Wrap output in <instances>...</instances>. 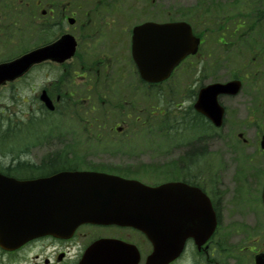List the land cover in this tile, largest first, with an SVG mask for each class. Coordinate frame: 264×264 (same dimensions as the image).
<instances>
[{
    "label": "flooded vegetation",
    "instance_id": "flooded-vegetation-1",
    "mask_svg": "<svg viewBox=\"0 0 264 264\" xmlns=\"http://www.w3.org/2000/svg\"><path fill=\"white\" fill-rule=\"evenodd\" d=\"M70 17L74 22H81L79 29L81 31L75 34V38L77 40H79L78 38H91L90 35L81 33L84 27L87 24H92L93 21L107 25L113 24L119 20L120 8L117 6V0H0V54H5L6 57L20 54L23 48L22 38H51L55 40L58 37L57 27L68 22ZM119 40L125 43H122L118 48L117 54L110 58H99L90 66L84 62L87 49L77 52L76 61L68 62L64 67L61 66L65 71V76L69 78V82L73 83L78 80L82 85H90L94 81L96 85L102 87L106 97H111L112 90L126 91L137 86L146 88L153 86L141 79L137 68L133 65L130 53L128 54V51L130 52L128 38H119ZM55 66L56 63L45 61L30 67L27 72L16 79L0 85V107H9L7 103H11V96H6L4 93L10 90L13 92L19 86H28L27 92L30 94L26 97L19 89H16L13 96L17 100L14 99V101L16 104L30 106L26 112L27 115L37 110L34 107L42 106V102L39 100V92L42 90L46 91L53 103L58 102L61 94L57 93ZM77 69H81L83 74L78 75L75 71ZM41 73L43 82L40 80ZM65 95L69 101L73 92L66 91ZM1 113H3V109H1ZM17 113L19 118H24V111L18 110ZM93 149L98 150L102 158H93L99 162L91 164L92 168L90 169L106 170L126 178H139L147 184L150 182L148 176L162 169L165 176L169 177L166 180L177 179L189 185L200 186L199 175L196 179L191 176L192 172L201 166V154L193 147H167L162 148V152L155 151V149L148 152V147ZM72 150L62 148L61 154L56 156L53 155L57 150H51V153L47 152L41 155L38 161L33 158L34 160H28V163H33L32 165L47 164L52 157L59 161H67L68 156L65 154ZM110 150L114 152H110ZM14 166L19 170H26L29 165L25 167V163H20ZM150 184L155 185L156 183L150 182ZM203 187L202 189L207 193L206 185ZM208 195L217 216L218 226L212 236L199 247L192 238H188L180 257L170 264H264L263 241L254 239L250 243L233 242L234 236L237 234L244 237L247 236L246 234L264 232V217L256 214L253 210L240 216L238 212H228L227 208L224 216H218V208L221 206V211L224 210L222 205L224 202L221 197ZM236 221L239 222L234 224ZM197 231H199L198 227L194 232ZM218 233L228 235L224 252L218 250L223 245L217 240ZM101 237L119 239L127 245H134L140 258L138 264L144 263L145 257L151 249L144 234L133 227L84 224L79 226L73 237L68 240L45 237L29 240L12 249L0 247V264H76L87 245ZM256 243L260 247H256ZM231 246L237 249L234 250ZM49 247L51 249L43 256L42 253L46 252Z\"/></svg>",
    "mask_w": 264,
    "mask_h": 264
},
{
    "label": "rangeland",
    "instance_id": "rangeland-1",
    "mask_svg": "<svg viewBox=\"0 0 264 264\" xmlns=\"http://www.w3.org/2000/svg\"><path fill=\"white\" fill-rule=\"evenodd\" d=\"M239 2V0H148V20L164 21L171 18L180 19L183 11L189 14L191 10H196L197 12L193 11L191 14L190 21L193 23L195 21L196 31H205V34L203 35L204 42L200 47L199 54L187 59L177 72L178 75H176L175 78L179 80V86L173 85L172 79L169 81L168 86H162V90L161 87L160 90H153L151 96H149L151 100L148 101L151 104L150 109L153 110L155 108V101L152 99L161 98L178 102L184 101L186 93L183 91L184 86L182 83L192 82L195 88H198V86L203 84L206 85L212 81H224L230 78V73L235 72L232 68L239 70V62L248 56V49H243L242 53L238 54L235 58H232L231 55H229V60L226 61L224 56H222V45L218 44L216 40L220 33L217 27L218 24L223 20V16L225 18L228 17L229 19L231 15L237 12L238 7L241 5ZM208 8H210V12H208ZM248 13L251 15L250 10ZM239 15H243L240 17L244 22L253 21L255 18L254 15L249 16L245 12ZM224 23L225 22L221 24ZM226 24L227 25L223 30L225 38H227L226 43H230L231 37L227 34L232 29V24L230 20L229 22L227 21ZM260 24L262 25L260 32H264V21ZM75 25L78 24L75 23ZM226 27H228L227 31ZM257 36L258 34L254 35L255 40H260ZM41 39L43 38H22V49L39 42ZM91 44L92 40H88L85 46L88 47ZM91 50L93 51L92 48ZM8 54L10 53L8 52ZM4 56L5 54H0L1 58ZM192 68L193 70L191 71ZM59 71V68L55 69L56 76L57 78L63 77L62 81H64V83H58V89L61 92L66 90H72L73 92L71 98L72 102H74L72 104V112L70 114L69 111H66L64 108L65 104H63V106L57 107L58 112H45L47 117L42 118L41 113L38 117L45 121L38 119L41 125L37 127L33 126L30 121L32 118L30 115L34 112L30 115L26 114L30 109V106L28 104L26 106H23L21 103L16 104L14 101V99L17 100L13 96L16 89H19L24 96H29L30 93L27 92L28 86H19V88H15L13 92L11 90H5L7 92L4 94H6V96H11V103H7L9 104V107H4L5 113L0 115V118L3 117L4 120L7 118L9 121L8 126L10 128L12 126H15L16 128L24 127L29 124L34 133L33 137H26L25 134L11 137L4 134L3 138L0 139V143H4L7 148L5 151H2L0 156V165L3 167L8 164V156L13 154L19 153L21 156L17 157L20 161H26L27 159L34 160L33 158H35V161H38L41 155L45 152L51 150H57L60 152L62 148L75 149V151L76 148H78L77 152L83 153L85 152L82 151V149L85 148L87 156L99 159L102 158L100 153L95 152L98 150L93 148H113L116 146H148V148L186 146L198 150L201 154L200 158L202 161L208 159V156H211L207 150V143H202L201 141L194 143L191 139L192 136L179 140V137L183 132V127L185 128L183 133L187 134L189 131L185 124V120L188 119L192 124L194 122L193 117L195 114L190 107H187L189 102L185 101L184 106H182L181 109L170 104L168 109L171 108L172 111H168V116L163 119L162 117L160 118L159 114L148 113V108L146 106L142 105L137 107L138 112L141 111L143 114H149L144 120L145 117L143 114L136 113L135 107L131 108L132 115H130V106L128 107L125 105L123 101L130 99L128 94L123 98V95L121 96V94H119L120 96H118L115 90H112L110 94L111 97L107 99L108 103H106L105 92L101 90L99 85H96L94 81L90 85H82L77 80L73 83L75 87L66 86L65 83L67 81L69 82V78L66 76H60ZM185 72H190V74H186ZM40 80L43 82L42 73L40 74ZM101 95L104 97V101ZM77 101H79V103ZM220 101L226 108L225 124L224 127L219 130V133L223 137V141L219 140V137H215L218 140L216 139L215 142H212V144L209 145L211 148L210 152L212 154V161L214 162L212 168L215 170L217 164V167L220 168V170H217V168L216 171H219L222 177L227 174L229 178H233L231 176L233 172L232 168L236 164L233 159L235 157L234 150L238 149V152L242 151L246 158H250L246 177V183L248 184L246 195L251 196L255 193L256 187L258 189L264 175V148H260V135L261 133H264V119L256 118L251 113V94L248 89L246 91L243 90L234 97L223 96L220 98ZM112 104H116L117 110L110 107ZM165 104L166 103L161 105L160 108L164 107ZM34 108H37V110L40 111V108ZM18 110L24 111V118H19L17 113ZM136 116L140 119H136ZM160 119L164 120L163 125L165 126L163 127L159 125L161 133L160 131H156L155 133H148V135H146L144 131L150 130L149 128L153 131L155 126H157V121H161ZM117 125L122 128L121 133L116 132ZM202 128L203 126L201 129ZM42 129H45L47 132L50 131V135L45 137L47 133H44ZM238 132L244 134V137L247 139L246 143L235 141ZM169 133L173 135L172 139L169 138ZM175 136L176 138H174ZM194 137H196V133H194ZM18 138L22 141L23 148L19 147ZM225 147L234 148V150L229 154L225 152ZM10 150H12V152H9ZM206 151L208 152V155ZM213 152H215V156ZM70 156L72 157L73 154ZM56 161L57 160L52 157V159L49 160V163L52 164ZM27 165L28 164L25 163V167H27ZM224 186H227L226 189L230 188L227 183H225ZM236 223L238 222H235L234 224ZM246 235L247 236L244 237L240 234L235 235L233 242H239L240 244L250 243L253 242L254 239L264 242V232ZM227 238L228 235H226V233H218L217 240L218 242L223 243L218 250H221L222 252L225 251ZM255 246L260 247L258 243H256ZM231 247L234 250L237 249L233 246ZM50 249L51 247H49L46 252H43L42 255L44 256Z\"/></svg>",
    "mask_w": 264,
    "mask_h": 264
},
{
    "label": "water",
    "instance_id": "water-1",
    "mask_svg": "<svg viewBox=\"0 0 264 264\" xmlns=\"http://www.w3.org/2000/svg\"><path fill=\"white\" fill-rule=\"evenodd\" d=\"M133 37L134 57L140 69L148 67V73L146 69L144 72L150 80L166 77L180 59L189 53H195L199 44V38L192 34L191 27L186 22L163 24L148 22L135 28ZM73 48V38L64 35L54 43L33 49L13 61L1 63L0 83L5 79L16 77L31 64L44 59L63 61L73 53ZM240 86L238 80L208 84L200 90L195 107L216 126H219L222 123L224 108L218 102V95L236 94ZM41 98L49 109L53 108L45 95ZM104 176L97 172L62 171L48 177L16 180L0 174V244L11 245L7 239L16 236L20 238V241L46 234L65 236L71 231V227L86 219L108 223L110 219L100 217L98 203L82 202L76 197L81 193L80 186H88L89 190L94 192L95 180L99 181L98 179ZM134 183L141 193L133 201L138 207L147 205L146 210L140 216H146L148 212V237L153 244V253L148 257L146 264H167L176 257L182 244L181 241L188 235L186 232L175 234L172 231H162L166 226L162 214L167 186H178L179 183H168L157 187ZM130 187L133 186L130 185ZM196 203L200 204V214L204 218L207 209L203 195L200 199L197 198ZM176 222L177 220L172 223L176 226H183L187 224V219L184 223L178 221L176 224ZM123 223L127 224V222ZM144 226V224L141 225V227ZM212 227L213 222L210 225L203 221L200 222L202 233L194 235L197 239L200 237L197 240L199 243L207 238ZM109 242L112 240L95 241L80 264H98L99 257L89 256L88 253L103 250L100 244Z\"/></svg>",
    "mask_w": 264,
    "mask_h": 264
},
{
    "label": "bare ground",
    "instance_id": "bare-ground-1",
    "mask_svg": "<svg viewBox=\"0 0 264 264\" xmlns=\"http://www.w3.org/2000/svg\"><path fill=\"white\" fill-rule=\"evenodd\" d=\"M41 113H42V115H41L42 118L47 117L45 112L39 111V110H36L33 114L30 115L32 117L30 119V121L32 122V125H34L38 121V119L39 120L42 119V118L38 117ZM8 125H9L8 120H4V119L0 120V139L3 138L4 134L9 135L11 137H16V136H19V134H25L29 130H31L29 124H27V126L19 127V128H16L15 126H12L10 128ZM6 149H7L6 145L4 143H0V156H1L2 151H5ZM17 156H21V155H19V153H17V154H13V155L8 156L9 157L8 163L21 162L20 160H18ZM232 170H233V172H232L231 176L233 178H237L238 173L244 172V168L240 167L236 164L233 166ZM237 211H239V212L244 211V208L243 209L237 208ZM242 215L243 214L240 213V216H242Z\"/></svg>",
    "mask_w": 264,
    "mask_h": 264
},
{
    "label": "trees",
    "instance_id": "trees-1",
    "mask_svg": "<svg viewBox=\"0 0 264 264\" xmlns=\"http://www.w3.org/2000/svg\"><path fill=\"white\" fill-rule=\"evenodd\" d=\"M239 1L242 3V5L247 6L256 18L254 20L253 24H251L248 28V32L253 31L255 29V27L257 26V24L259 23V21L264 20V0H239ZM249 45H251V43H249ZM251 46L253 47L254 45H251ZM258 48H259V51L261 53L264 51V36H263V40H262L261 44L258 46ZM255 71H257V70L255 69ZM261 80H264V78L262 76H260V81ZM255 91L257 92V87H255ZM256 96L257 95L255 94L254 97H256ZM258 101L259 100L257 98H255L254 104L256 105V103ZM35 171L42 172L43 170H35Z\"/></svg>",
    "mask_w": 264,
    "mask_h": 264
}]
</instances>
